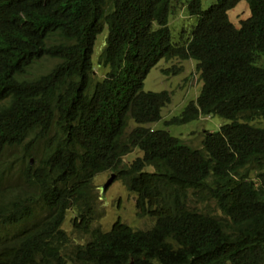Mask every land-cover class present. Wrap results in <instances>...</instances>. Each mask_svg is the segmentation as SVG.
<instances>
[{
    "label": "trees",
    "instance_id": "trees-1",
    "mask_svg": "<svg viewBox=\"0 0 264 264\" xmlns=\"http://www.w3.org/2000/svg\"><path fill=\"white\" fill-rule=\"evenodd\" d=\"M239 1L188 0L196 22L173 42L172 0H0V157L28 134L43 149L35 170L27 161L36 196L0 199V264H264V0H245L236 27L227 11ZM104 30L96 65L107 71L94 79ZM43 58L54 65L27 77ZM171 58L194 59L201 86L163 124L228 120L196 147L144 126L171 98L144 79ZM105 171L134 193L148 229L93 225L104 211L92 181ZM69 210L87 237L64 253Z\"/></svg>",
    "mask_w": 264,
    "mask_h": 264
},
{
    "label": "rangeland",
    "instance_id": "rangeland-1",
    "mask_svg": "<svg viewBox=\"0 0 264 264\" xmlns=\"http://www.w3.org/2000/svg\"><path fill=\"white\" fill-rule=\"evenodd\" d=\"M188 0H172V4L177 7L169 15L168 28L171 33L173 42L183 39L187 36L189 30L196 22L195 16H190L186 10ZM213 0H201L202 7H208ZM249 7L245 0L239 1L232 9L227 11L229 20L236 26L239 22L249 16ZM106 31L97 36L93 47L92 62L94 79H100L107 71L106 68L96 65V58L104 45ZM55 61L49 58H43L33 64L27 71V77H35L46 73ZM195 60L171 58L169 60L160 59L148 72L143 82V90L160 91L167 90L170 92V101L161 109L160 120L145 124L152 129H165L173 136H177L184 142L199 146L203 131H214L220 125L228 120L218 115L199 116L184 124L164 125L163 122L172 116L178 115L184 105L191 99H195L200 90L201 82L195 71ZM176 73H173V70ZM167 71L166 73L164 71ZM135 123L129 121V128ZM141 151L134 149L131 153L123 157L125 163L132 161L135 157L140 156ZM43 156L42 145L35 140L33 134H28L25 139L17 145H12L3 151L0 157V199H6L15 194L25 197L27 193L34 194L36 188L30 186L27 178V161L30 160V169L35 170L38 162ZM145 170L152 171L151 166L145 167ZM253 173V172H252ZM114 174L111 171L98 173L92 184L97 193L96 208L104 211V215L93 223L94 226L100 227L103 231H108L110 226L116 220L127 224L132 229H148L153 221L149 216L139 217L136 215L135 195L129 192L120 180L113 181L103 190V185ZM72 212L69 210L61 226L68 236L67 245L63 247V252L67 253L74 244L85 242L86 235L79 234L72 229V223L69 219Z\"/></svg>",
    "mask_w": 264,
    "mask_h": 264
},
{
    "label": "water",
    "instance_id": "water-1",
    "mask_svg": "<svg viewBox=\"0 0 264 264\" xmlns=\"http://www.w3.org/2000/svg\"><path fill=\"white\" fill-rule=\"evenodd\" d=\"M114 174L110 176V178L106 181V183L103 185V190L113 181Z\"/></svg>",
    "mask_w": 264,
    "mask_h": 264
},
{
    "label": "clouds",
    "instance_id": "clouds-1",
    "mask_svg": "<svg viewBox=\"0 0 264 264\" xmlns=\"http://www.w3.org/2000/svg\"><path fill=\"white\" fill-rule=\"evenodd\" d=\"M29 163H30V161H29Z\"/></svg>",
    "mask_w": 264,
    "mask_h": 264
}]
</instances>
